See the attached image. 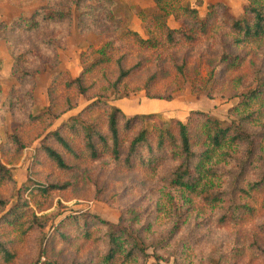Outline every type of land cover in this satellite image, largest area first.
<instances>
[{
    "label": "rangeland",
    "instance_id": "1",
    "mask_svg": "<svg viewBox=\"0 0 264 264\" xmlns=\"http://www.w3.org/2000/svg\"><path fill=\"white\" fill-rule=\"evenodd\" d=\"M29 1H34L29 5L30 10L25 8L27 4L21 5ZM47 1L52 6H66L71 11L70 17L29 33L5 24L12 16L21 12L29 14ZM10 2L13 5L7 7L9 10L1 14L0 9V162L9 169L11 179L0 177V196L8 203L6 209L18 199L26 198L43 225L22 236L0 222V238L14 253L10 262L0 260V264H42L47 260L57 264H101L106 241L105 227L98 220L91 219L95 224L87 238L71 227H66L65 238L52 233L61 219L82 212L132 228L145 250L144 255L136 250L138 255L126 264H209L220 258L225 259L223 264H264V105L259 106L260 114L253 115L250 124L244 126L251 135V150L241 145L231 151V157L219 156L217 163L224 172L218 180L213 179V188L210 187L219 193L220 201L224 199L219 207L217 201L212 202V195L207 200L169 189L165 175L172 167V160H166L164 168L153 173L141 169L124 171L107 155L90 160L83 154L74 158L67 153L65 161L70 168L64 170L40 150L45 141L59 149L53 140H43L45 135L69 116L77 115L96 95L106 96L107 104L113 107L115 94L144 95L143 86L147 84L149 93L159 98L166 99L174 91L170 100L181 103L188 116L202 111L229 122L234 118L229 109L237 103L238 94L264 81V41L237 47L232 44V34L225 27L220 28L222 21L210 22L208 31L201 35L194 20L184 16L177 23L195 34L194 41L179 40L161 49H145L127 35L120 37L126 30H134L131 19L106 25L95 21L94 11H99L95 0H84L78 7L74 0ZM213 2L226 5L224 9L219 7L217 19L224 14L225 19L227 14L230 18L237 16L246 4V0H207L206 5ZM118 7L123 9L121 4ZM177 23L170 21L173 26ZM140 33L145 37L144 31ZM109 42L115 48L111 54L113 60L86 74L87 94L78 95L75 88H65L68 76L76 77L83 70L82 51ZM10 44L19 56L15 64L8 50ZM223 54L227 59L232 57L235 63L219 69L209 81L208 72ZM118 58L128 73L114 89L105 86V80L115 81L118 77L120 64L115 63ZM12 65L14 69L32 72V77L18 80L12 73ZM177 66L183 68L182 73L177 71ZM66 99L75 107L67 108ZM257 107L254 105L252 110ZM51 108L53 115L48 118L31 119L44 111L48 113ZM107 110L108 106H97L87 116L104 126ZM154 115L152 120L134 121L133 129L122 131L121 138L127 140L140 126L157 123L167 127L178 120L167 114ZM123 120L120 118L122 129ZM16 131L25 143L19 151L7 139ZM67 139L78 146L71 132ZM199 145L200 140L195 138L196 151L200 150ZM76 146L74 149L78 151ZM251 184L254 186L250 187ZM45 185L58 188L45 194L41 191ZM28 188H33V193L29 194ZM239 189H253L252 199L240 200L241 204L248 202L247 219L236 223L220 221L221 211L229 198L237 199ZM4 212L0 209V215ZM44 234L50 237L42 243ZM234 248L241 252L231 254Z\"/></svg>",
    "mask_w": 264,
    "mask_h": 264
},
{
    "label": "trees",
    "instance_id": "2",
    "mask_svg": "<svg viewBox=\"0 0 264 264\" xmlns=\"http://www.w3.org/2000/svg\"><path fill=\"white\" fill-rule=\"evenodd\" d=\"M83 1L74 0L75 7H78ZM95 1V8L99 10L94 11L95 21L99 20L102 25H106L126 20L127 17L122 13L115 1ZM201 3L202 1L200 0H197L195 5H192L190 0H153V5L147 8L131 5L129 9L140 20L145 37L135 30H126L120 37L123 38L124 35L125 37L127 35L139 48L145 49H161L162 46L175 45L179 40L194 41L196 39L195 34L190 33V30L182 26V23L179 22V25L177 23L184 16H187L194 20L201 35L208 31L207 28L210 22L216 21L215 23H218L217 21H222L224 24L220 28L225 27L232 34V44L237 47L264 41V0H246V4L237 16L230 18L227 14L226 19L225 14L217 19L219 7L224 9L226 6L222 2L208 3L205 14L199 16L196 6L201 5ZM98 12L102 14L98 15ZM70 15L71 11L66 6H52V2L47 1L29 14L21 12L12 16L11 21L5 24L7 26L11 24L15 29H22L23 32L29 33L38 31L43 26L47 27L51 23H61ZM171 17L178 26H170L168 24V20ZM48 38L50 37H47L46 40H51ZM8 41L10 40L8 39ZM8 50L14 60L13 64H15L19 56L13 52L11 44L8 46ZM114 50L113 43L109 42L98 48L88 47L82 51L80 60L83 64V70L76 77L68 76L64 81L65 88L69 90L75 88L78 95L84 96L87 94L89 86L84 83L86 74L94 72L105 63H110L113 60L111 54ZM224 55L223 58H220L215 63L214 68L208 72L209 81L215 78L219 69H225V67L227 68L235 63L232 57L227 59L226 55ZM120 62V58L115 61L117 64H120ZM118 69L119 73L115 81L106 79L105 86L115 89L121 83V80L126 77L128 70L123 69L121 64L118 65ZM176 69L180 73L183 72L181 66H177ZM12 73L18 77V80L32 77V72L14 69V66ZM148 86V84L143 86L144 96L159 98L149 93ZM104 88L106 89L107 87ZM173 96L174 91L165 100H170ZM125 97L128 96H116V94L114 96L115 99ZM67 103V108L75 107V104H72L70 100H67ZM107 103L108 98L106 96L104 98L96 95V99L94 98L85 105L77 115L69 116L58 128L45 135L43 140H53L60 147L59 149L45 141L40 145V150L56 167L64 170L70 168L65 161L67 153L74 158H79V155L83 154L90 160H96L101 155H107L124 171L141 169L153 173L160 171L161 168L163 169L167 163L166 160H172V167L165 175L167 187L173 191L202 196L207 200L212 195V202L217 201V206L219 207L224 199L222 198L220 201L221 196L217 195L219 193H214L216 191L210 188L214 185L213 179L218 180V177L224 172L217 161L220 155L231 157V151L242 147L241 145L251 150V135L244 126L250 124L253 115L257 116L261 112L259 106L264 105V81L263 83H257L254 88L238 94L237 103L229 109V114L234 117L229 122L219 121L206 112L195 111L188 116L185 122L173 121L167 127L157 123H153L151 127L140 126L129 134L127 140L121 138L122 131L126 132L125 130L133 129L134 121L152 120L155 115L135 114L126 118L119 108L111 107ZM254 105L258 107L252 110ZM50 106L52 107V104ZM97 106H108L104 126L98 125L96 121L87 116ZM51 114L53 115L52 108L48 113L44 111L38 116L31 117V119L38 120L42 117L46 119ZM120 118L124 119L123 129L120 124ZM70 132L71 138L73 140L76 139L78 146L67 139L70 136ZM195 138L198 141L200 140L199 151L194 149ZM7 139L12 145L18 146V151L25 147L22 136L17 131L8 135ZM125 143L126 145L124 146ZM74 146L79 147V150L75 151ZM0 177L6 180L11 179L9 169L1 162ZM253 186L254 184L250 185V187ZM56 188H58L57 185H45L41 187V191L47 194L48 190ZM209 190L210 193H208ZM251 190L253 191V189ZM251 190L241 191L239 189L240 193L237 192V199L229 198L227 206L221 211L222 215L219 220L234 223L246 220L247 214L250 213V209L246 205L248 202L245 201V204H241L240 200L252 199ZM30 193H33V188L30 189ZM7 205L8 203L5 199L0 196V209L5 211L0 215V222L11 226L12 231L17 230L23 236L27 235L33 228L42 227L41 218L32 212L26 198L18 199L9 209H6ZM244 214L246 215L244 216ZM91 219L98 220L105 227L103 238L106 241V245L100 257L101 264L129 263L138 255L136 250L144 255L145 247L136 239L135 233L129 225L114 224L84 212L68 215L61 219L54 226L52 233L57 234L60 238H65L66 227H71L75 228L82 237L87 238L92 234V231H90L92 230L91 226L95 224ZM49 237L44 234L42 243ZM240 252L241 249H231V254L236 255ZM13 255L14 253L7 249L0 238V260L6 263L10 262L13 259ZM224 260V258H220L216 261H211L209 264H223ZM42 264L57 263L47 260L42 262Z\"/></svg>",
    "mask_w": 264,
    "mask_h": 264
},
{
    "label": "crops",
    "instance_id": "3",
    "mask_svg": "<svg viewBox=\"0 0 264 264\" xmlns=\"http://www.w3.org/2000/svg\"><path fill=\"white\" fill-rule=\"evenodd\" d=\"M113 1H115L117 5L118 4L123 5V9H122L123 11L122 10L121 11L127 17L126 20L131 19V21L134 24L133 29L138 33L143 32L140 24V20L130 11L129 7L131 5H137L142 8L151 7L153 5V0H113ZM201 1H202L201 5L196 6L199 16H203L205 14L206 3H207V0H201ZM33 2L34 1H29L22 3L21 5L27 4V7L25 8H29V5H31ZM190 2L192 5H195V0H190ZM11 5L13 4H11L10 0H0V9L3 11L1 14H3L5 10H9L7 9V7H10ZM12 10H17V8H13ZM28 10H30V8ZM170 21H173L172 17L169 18L168 24L170 26H173L170 24ZM83 38L84 36L82 35L80 37V42L83 40ZM0 51H2L1 48ZM4 60L6 63V59ZM112 106L119 108L126 115L167 114L169 117L178 118V120L182 122H184L188 117V112L185 111L186 108L184 109L183 106H181V103H178L174 100L149 98L142 94L113 100Z\"/></svg>",
    "mask_w": 264,
    "mask_h": 264
}]
</instances>
